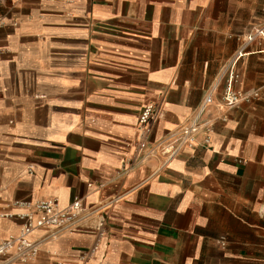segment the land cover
Instances as JSON below:
<instances>
[{
  "label": "crops",
  "instance_id": "0c3cea01",
  "mask_svg": "<svg viewBox=\"0 0 264 264\" xmlns=\"http://www.w3.org/2000/svg\"><path fill=\"white\" fill-rule=\"evenodd\" d=\"M1 1L0 211L78 197L86 214L13 264H264V40L234 65L259 96L210 108L168 164L136 159L145 105L164 106L152 140L182 127L264 0Z\"/></svg>",
  "mask_w": 264,
  "mask_h": 264
},
{
  "label": "built area",
  "instance_id": "2783aa9c",
  "mask_svg": "<svg viewBox=\"0 0 264 264\" xmlns=\"http://www.w3.org/2000/svg\"><path fill=\"white\" fill-rule=\"evenodd\" d=\"M1 6L2 1L0 0V27L4 23ZM258 39L264 40V23L255 26L248 33L241 47L226 60L218 78L207 88L199 105L182 127L168 132L159 139L152 140L151 128L163 117L164 106L163 102L145 105L138 118L137 162L148 158H160L163 166L168 164L185 147L194 145L196 136L205 124L204 116L210 108H217L222 112V118L225 119L228 112L243 101L259 96L258 91L248 94L236 87L240 81V73L234 68L237 59L248 45ZM205 142H209L208 137ZM24 205L28 210L23 213L0 211V218L17 217L24 220L18 234L8 237L0 236V264L24 263L35 259L44 239L56 238L62 233L76 230L79 221L86 215L83 201L78 197L65 207L60 205L57 198L42 199L34 203L27 202ZM38 230H43L45 234L40 239H34L32 235ZM99 230V234L104 236L101 227ZM219 241L225 246L227 239L221 236Z\"/></svg>",
  "mask_w": 264,
  "mask_h": 264
}]
</instances>
